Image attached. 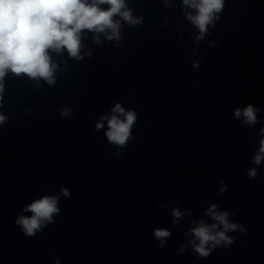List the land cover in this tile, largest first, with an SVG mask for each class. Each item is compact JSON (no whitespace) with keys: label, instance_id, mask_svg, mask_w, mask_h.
Here are the masks:
<instances>
[{"label":"clouds","instance_id":"obj_1","mask_svg":"<svg viewBox=\"0 0 264 264\" xmlns=\"http://www.w3.org/2000/svg\"><path fill=\"white\" fill-rule=\"evenodd\" d=\"M185 5L197 10L195 15L188 14V19L198 28L199 35L197 41L204 38L208 31V26L214 20H218L224 7V0H183ZM108 4V9H101L99 5ZM119 15L129 25H139L142 18H134L131 10L127 9L125 0H0V93L4 91L3 79L8 71L19 76L26 74L28 77L38 80L42 78L50 86L54 85V71L57 65L51 62L49 50L60 52L66 49L69 56L82 59L79 55L81 50L82 30L93 31L97 34L104 33L108 40H120V21L113 17ZM111 30V35L107 31ZM99 42L98 35L93 37ZM194 67L199 66L195 62ZM251 104L241 111L235 110L236 118L241 115L245 118L243 123L253 125L256 123V112ZM119 115H116V114ZM60 115L67 117L70 110L64 108ZM123 117V119H121ZM6 117L0 115V124H3ZM101 121L107 120L108 131L106 132L109 143L126 146V142L131 136V128L136 121V114L132 110H125L121 104L117 103L112 109L110 116H101ZM104 127L98 122L96 128ZM264 133V128L261 129ZM264 159V138L260 140L258 153L254 157V163L259 165ZM258 175L255 168L248 170V176L255 178ZM221 192L225 188L220 189ZM61 194L65 197L70 195L68 189L62 188ZM57 196H43L33 201L24 208L25 212L33 215H21L16 224L20 225L24 234L33 236L45 222L51 223L53 216L59 214L57 206ZM217 205H212L208 209V214L214 221L223 226L222 231H216L217 223L211 225L200 222L199 226L192 229L195 239L191 241L193 250L201 258L207 257L212 249L223 244L229 246L233 238L226 235L228 231L239 229L245 230L236 223H230L228 212H217ZM173 217L179 218L182 213L178 209L172 212ZM157 240H160V247H163V240L170 236L166 229L157 228L154 231ZM199 243H196V241ZM211 245V247H209ZM183 248L180 249L183 252ZM57 264L59 262L57 261Z\"/></svg>","mask_w":264,"mask_h":264}]
</instances>
